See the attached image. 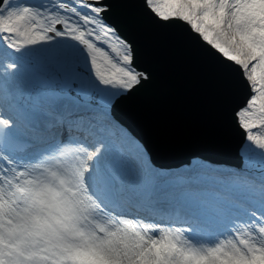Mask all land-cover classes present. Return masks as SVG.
<instances>
[{
    "label": "snow or ice",
    "instance_id": "snow-or-ice-1",
    "mask_svg": "<svg viewBox=\"0 0 264 264\" xmlns=\"http://www.w3.org/2000/svg\"><path fill=\"white\" fill-rule=\"evenodd\" d=\"M38 15L50 33L47 39L68 36L72 41L54 44L47 58L60 80L55 94L67 95L83 111L57 115L56 122L87 139L66 144L63 151L82 154L84 187L98 202L103 197L120 203L125 197L119 176L101 161L105 139L115 142L116 153L143 151L118 110L161 135L194 137L212 147H226L239 136L237 152L244 163L264 170V0H53ZM86 26L90 31H84ZM0 44L9 52L22 50L7 36H0ZM228 49L237 56L226 55ZM16 67L13 62L8 69ZM105 71L116 81H102L97 72ZM19 92L13 88L6 96L19 118L0 114V121L9 128L19 124L21 134L35 136L13 100ZM252 150L259 159L250 158ZM237 180L250 194L244 214L253 209L251 219L260 225L264 180ZM17 225L0 248V264H67L62 253L42 251L50 246H36L37 233L23 219ZM185 227L191 233L202 226ZM181 235L179 229L165 233L174 243ZM152 245L128 249L122 264H146ZM176 247L184 258L170 264L201 258L211 264L218 259L254 264L264 258V226L249 224L238 243H216L204 251Z\"/></svg>",
    "mask_w": 264,
    "mask_h": 264
},
{
    "label": "bare ground",
    "instance_id": "bare-ground-1",
    "mask_svg": "<svg viewBox=\"0 0 264 264\" xmlns=\"http://www.w3.org/2000/svg\"><path fill=\"white\" fill-rule=\"evenodd\" d=\"M42 1L27 0L24 3L28 4L30 8L37 9L38 4ZM22 4L15 8L22 7ZM12 10L11 6L4 7V5L0 9V36H7L9 42L18 45L17 41L10 39L13 33H11L7 26L9 14ZM29 29L41 31L37 33L40 36L47 35L45 34L47 31L43 30L42 24L35 23ZM47 40L51 43V47L54 44L59 45L61 42L72 43L68 36L56 38L54 41ZM232 52L235 54V58L237 53L234 50ZM29 56L34 60L33 56ZM29 56L26 52H9L5 45L0 44V92L7 95L9 90L17 88L20 92L14 95V102L17 100L19 103H27L28 106L36 107L35 110H32L34 112L31 115L27 114L25 116V119L34 124H38V115L40 113L44 115L48 113L56 119V115L50 112L48 108L49 103H54L61 111L64 110L65 112L70 110V108L65 106L73 105L74 115L83 111L81 106L74 105L70 100L65 98L55 100L47 97L33 96L32 101L28 98L35 86L40 82L39 80H33L32 76L28 74V71L23 74L18 71V65L20 62L23 63V57ZM10 61L17 65L14 72H9L6 69L7 65L4 64ZM30 72L32 75L38 74V72L32 70ZM51 74L52 71L46 72L45 75L49 76L46 81L50 85L55 83L59 87L60 80L54 82L50 77ZM105 83H111V80L107 79ZM18 102L15 103L19 104ZM56 126L60 132H68L62 124L56 122ZM72 133L76 132L73 131ZM40 135L42 139L47 140L54 134L48 130L43 131ZM66 144H78V142L70 139L63 144L53 145L51 148L45 149L40 154L34 156L28 168L18 167L17 169L18 178L16 181L24 188L28 203L26 227L37 233L34 237L37 240L36 246H50L43 247L42 251L48 252L51 248L62 253V259L67 264H71L74 258L78 259L83 256L95 257L98 255L111 260H119L117 264H122V257L128 249L143 248L149 241L155 244L161 243L156 236L141 233L135 226L133 227L134 231L131 232L128 229L130 224L125 221L112 224L108 220L101 218H92L90 220L83 218L80 205L78 204L79 197L76 191L74 176V172L79 167L84 166L81 163L82 154L73 150L63 151L64 145ZM118 161L121 163L119 165L124 168L122 169L123 172L127 174L130 171L128 167L129 160L124 156V153L118 154ZM150 171L156 172V169L152 167ZM157 177V172L154 176L152 174L148 175L147 182L137 186V190H153L156 187L155 180ZM144 185L151 187L147 189ZM181 194V191L178 189H167L164 193L166 195V208L171 209L176 202V196H180ZM185 196L191 195L187 194ZM14 222L16 223V221ZM96 227H99V233L96 232ZM167 232H172V230H167ZM3 236L4 232L0 229V248H2L1 240ZM222 239L216 240L213 244H207L192 237L184 238L180 236V239L175 240L174 243L172 239L166 237L161 243L165 251L163 259L165 258L166 264H170L171 261L177 259L183 260L184 254L180 252L176 245L204 251L209 246L220 243ZM120 247H122L124 254L120 253ZM230 263L231 260H217V264ZM191 264H211V262L201 258L193 260Z\"/></svg>",
    "mask_w": 264,
    "mask_h": 264
},
{
    "label": "rangeland",
    "instance_id": "rangeland-1",
    "mask_svg": "<svg viewBox=\"0 0 264 264\" xmlns=\"http://www.w3.org/2000/svg\"><path fill=\"white\" fill-rule=\"evenodd\" d=\"M27 2V0H3L1 7H7V6H11V8L13 9L12 12L9 14V21L7 22V26L10 29L11 33H13L10 36L11 40H15L17 41L18 45L22 48L21 52H26L29 55L34 57V60L29 56V57H23V63L20 62L18 65V71L23 74L25 72L28 71V74L32 76L33 80H39V84L35 86V89L32 92H35V96L38 97H44L47 94H52L55 88H57L56 84H48V82L46 80H48L49 76H46V72L47 71H52L51 74V78L53 79L54 82L59 81V78L57 76V70L55 68V66L48 60V53L50 51V49L53 47H51V43L47 40V36L50 35V33H48V28L45 27L44 23H43V15H38V13L40 12L41 9H45L49 6H51L53 0H43L41 3L38 4L37 9L35 8H30L28 4L24 3ZM57 2H59V0H57ZM24 3V4H22ZM22 4L20 8H15L16 6ZM69 7V12L74 11V9L72 8L71 5L68 6ZM6 9V8H5ZM81 19H85L84 17H81ZM35 23H39L43 25V30L47 31V33L45 32V34H47L46 36H40L37 33L41 32V31H33L30 30L29 27H31L33 24ZM85 29H87L88 31H90V29L86 26ZM60 44H70L69 42H61ZM27 45V46H25ZM222 50L224 49V46L221 45ZM226 55H235L232 52V49H228L227 51H225ZM12 62L10 61L9 63H4L5 65H7V70L9 72H14L15 70H9L8 66L9 64H11ZM22 63V64H21ZM30 70L34 71V72H38L37 75H32V73L30 72ZM97 75L99 76L100 79H102V81H107L111 80L112 82L116 81V77L114 75H112L110 72L105 71V72H97ZM2 82V81H1ZM64 94H55L53 95L54 99H57L59 97H68L67 95L61 96ZM51 98V97H50ZM68 99H70L68 97ZM29 109V108H28ZM27 110V108H26ZM126 155L132 159L133 161H135V163L138 165L137 168V172L140 175L139 177L137 176L136 179L137 180H141L142 177H144L147 173H148V164H149V160L148 157L145 154V150L143 149L142 152L137 153V152H126ZM250 158L253 160L259 159V154L255 151L252 150L250 153ZM205 163H203L200 160H193L190 163V167L188 168V166L186 167L188 170L192 171L194 173V178L196 181L202 182V183H207L209 182V179L205 178V173H202V171H206L204 169ZM246 166V165H243ZM232 169H236L237 168H232ZM249 169V168H248ZM257 169L259 170V173L264 174V170L260 169L257 167ZM198 173V175H197ZM177 178L172 179L167 181V178L164 179V182L169 185V186H174L178 183L179 181V176H176ZM128 179H131V176L129 175ZM231 184L234 185H238V180L232 179L230 180ZM197 183L198 185H200V183ZM241 185L245 186L247 184L242 183ZM247 188V190H245L246 192L249 193L248 191V186H245ZM200 194V197L206 198L208 199L210 198H221V194L220 192H218L217 190H210L207 192L206 189H200L199 191H196ZM243 193V192H242ZM218 202H220V199L218 200ZM216 203L214 206L217 207ZM214 208V207H213ZM210 210V209H209ZM205 211L204 213H207L208 211ZM211 211V210H210ZM103 260L106 264H110L112 261L109 259H106L104 257L98 256L96 257V260ZM110 261V262H109Z\"/></svg>",
    "mask_w": 264,
    "mask_h": 264
},
{
    "label": "water",
    "instance_id": "water-1",
    "mask_svg": "<svg viewBox=\"0 0 264 264\" xmlns=\"http://www.w3.org/2000/svg\"><path fill=\"white\" fill-rule=\"evenodd\" d=\"M3 0H0V5ZM120 118L139 134V136L147 143V147L153 158L157 159L161 153L167 152L166 155L177 156L179 161L188 160L190 156L198 155L206 159H215L220 161L230 160V163L240 164V157L237 152V145L240 143L241 137H234L226 147H212L204 142L194 138H174L161 135L155 128L130 120L127 116L119 112Z\"/></svg>",
    "mask_w": 264,
    "mask_h": 264
},
{
    "label": "clouds",
    "instance_id": "clouds-1",
    "mask_svg": "<svg viewBox=\"0 0 264 264\" xmlns=\"http://www.w3.org/2000/svg\"><path fill=\"white\" fill-rule=\"evenodd\" d=\"M231 240H232V237L228 236V237L223 238L222 240H220V243H229L230 244Z\"/></svg>",
    "mask_w": 264,
    "mask_h": 264
}]
</instances>
